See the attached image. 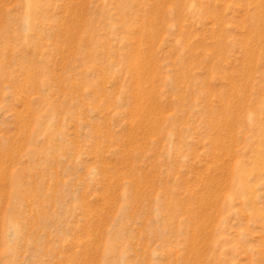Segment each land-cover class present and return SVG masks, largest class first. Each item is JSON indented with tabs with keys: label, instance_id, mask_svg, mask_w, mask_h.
Masks as SVG:
<instances>
[{
	"label": "rangeland",
	"instance_id": "obj_1",
	"mask_svg": "<svg viewBox=\"0 0 264 264\" xmlns=\"http://www.w3.org/2000/svg\"><path fill=\"white\" fill-rule=\"evenodd\" d=\"M0 264H264V0H0Z\"/></svg>",
	"mask_w": 264,
	"mask_h": 264
}]
</instances>
